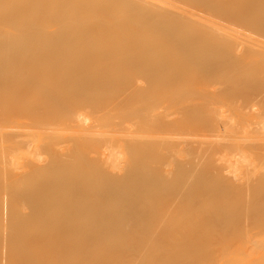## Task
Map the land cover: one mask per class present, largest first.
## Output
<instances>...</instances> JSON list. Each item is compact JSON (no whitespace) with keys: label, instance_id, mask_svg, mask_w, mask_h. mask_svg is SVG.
<instances>
[{"label":"bare ground","instance_id":"1","mask_svg":"<svg viewBox=\"0 0 264 264\" xmlns=\"http://www.w3.org/2000/svg\"><path fill=\"white\" fill-rule=\"evenodd\" d=\"M0 92H34L32 121L88 112L57 146L0 125L1 146L39 156L4 170L0 264H175L242 248L244 229L264 243V0H0ZM123 106L142 116H103Z\"/></svg>","mask_w":264,"mask_h":264},{"label":"rangeland","instance_id":"2","mask_svg":"<svg viewBox=\"0 0 264 264\" xmlns=\"http://www.w3.org/2000/svg\"><path fill=\"white\" fill-rule=\"evenodd\" d=\"M34 92L32 93V97H28L24 99L23 105H21L18 98H16L15 94L10 92L2 93L0 92V125L3 124L4 131H9V127L22 128V126H27L30 128L29 132L31 133H39L41 131L40 127H44L46 130H51L53 133L55 132L58 137L56 141V146L64 142V138L62 135H73L76 133V128L80 126L81 120L86 116L87 108L85 105L78 106L75 108H71L68 111L61 110L63 113L56 112L55 114H47L43 116V119L40 121L36 118L33 121L31 120L29 114L32 111V103L30 102L33 98H35ZM30 102V103H29ZM27 105V106H26ZM25 106V107H24ZM226 106V105H224ZM128 106H123L120 109L112 110L109 108L102 111L104 114H109L111 118H115L119 115H128V118H135L142 116L138 113H132ZM225 110V107H223ZM56 111V110H54ZM53 111V112H54ZM46 114V113H45ZM30 120L31 122L27 121ZM20 120H23V123H19ZM26 120V121H25ZM251 130V131H250ZM247 131L251 132L255 131V129L249 128ZM169 132H172L171 130ZM194 134V131H188L187 137ZM251 135H254L253 133ZM33 140L36 139L31 137ZM27 140V139H26ZM28 141V140H27ZM32 142V141H31ZM31 142L26 146L25 142L23 144L17 145L15 147H7V144L1 146L0 145V190L4 187V170L8 171L17 169L22 167L28 160L32 158H38L39 156L33 155L32 146H35L37 143L31 144ZM240 145H243V140L239 141ZM63 144V143H62ZM61 146V144H60ZM65 145H62V147ZM38 153V151H37ZM32 156V158H31ZM44 156V154H43ZM223 156V154H219L214 157L219 159ZM236 237V246L239 247L241 244L242 248H238L236 251H218L216 253L207 254L204 256H196L193 254H189L186 257H180L176 260L175 264H189L195 261L203 260L204 264H264V243H261L260 236L251 231L242 230L240 233L237 231L230 234L229 236ZM133 256V255H132ZM130 256V257H132ZM147 263L152 264V261L148 256ZM160 259L162 258L159 256ZM122 259V257L120 258ZM160 259H156L158 264ZM123 260H128V257H125ZM121 260H117L115 264H118ZM161 264V263H160ZM165 264H173V263H165Z\"/></svg>","mask_w":264,"mask_h":264}]
</instances>
